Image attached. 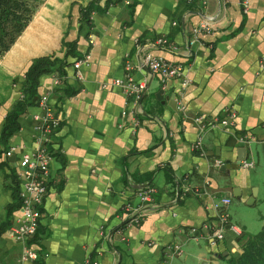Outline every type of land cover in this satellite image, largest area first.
<instances>
[{
    "label": "crops",
    "instance_id": "0c3cea01",
    "mask_svg": "<svg viewBox=\"0 0 264 264\" xmlns=\"http://www.w3.org/2000/svg\"><path fill=\"white\" fill-rule=\"evenodd\" d=\"M88 1L43 0L0 56V264H19L21 245L8 231L20 216L16 164L35 148L32 115L43 94L59 110L60 125L34 237L39 264H158L169 243L180 245L171 264L194 258L228 264L241 252V236L251 235L250 223L261 225L264 217L257 212L255 223L248 217V208L264 206V0H122L91 11L86 22L81 7ZM202 18L213 30L188 47ZM159 36L174 47L156 43ZM148 52L185 65L190 84L181 95L179 79L162 80L143 64ZM43 55L63 61V74L43 72L36 99L21 109L25 70ZM128 72L142 93L150 83L139 109L112 84ZM15 110L17 128L4 139L6 117ZM230 110L229 124L204 134L203 153L192 150L198 131L192 116L222 118ZM239 152L253 166H216L215 159L234 163ZM145 184L155 189L153 201L134 213L139 223L121 226L125 203ZM221 196L231 198L223 210L240 234L227 229L211 243L212 204Z\"/></svg>",
    "mask_w": 264,
    "mask_h": 264
},
{
    "label": "built area",
    "instance_id": "2783aa9c",
    "mask_svg": "<svg viewBox=\"0 0 264 264\" xmlns=\"http://www.w3.org/2000/svg\"><path fill=\"white\" fill-rule=\"evenodd\" d=\"M205 2L206 0H200ZM226 1V0H224ZM173 23H176L174 21ZM213 30L211 22L202 18L191 28V38L185 40L189 47L190 43L202 33H211ZM156 43L174 47L165 36L156 38ZM88 54L84 57L78 58L73 65L79 67L82 61H85ZM143 64L152 72L157 74L162 80L166 78L179 79L178 94L181 95L183 91L190 84V79L185 72V65L180 61H171L159 54L146 53L142 59ZM126 68L130 70L132 65L126 62ZM58 80L55 81L57 83ZM113 85H117L129 96L132 97L133 104L140 107L142 97L143 85L136 82L130 72L124 78H116L112 81ZM38 106L40 112L32 115L34 142L35 148L30 152H22L16 164V174L19 186V199H20V216L17 217L15 222L9 227V234L21 245V252L19 256V264H33L34 261L39 259L40 252L34 242V237L38 229L39 220L41 217V205L48 190L50 173L49 164L53 157L54 148V135L60 125V112L54 106L48 97V94H43L38 98ZM139 107V108H138ZM176 108L180 113H185V106L182 102L177 101ZM124 113V112H123ZM235 116L234 111L227 112L222 118L205 119L201 115H193L192 120L197 126V135L192 143V150L203 153V136L204 134L215 128L217 125L229 124ZM241 141H247V137L239 136ZM14 147L10 146L5 152V156H12ZM216 166H220L222 161L215 159ZM241 165L245 167L253 166L252 162L243 160ZM134 200L128 201L124 205L125 221L128 223H139L140 215L134 214L138 210L144 208L147 204L153 201L154 187L150 184L133 190ZM198 192V190H195ZM231 202L228 196H221L213 201L212 208L216 211V225L209 235L211 243L222 240L225 230L232 231L235 235L240 234L237 226L229 223L228 217L223 209H225ZM127 223V224H128ZM188 236H195V229L188 232ZM180 245L176 243H169L163 249V255L158 264H171V259L179 252ZM84 264H99L96 260L86 259Z\"/></svg>",
    "mask_w": 264,
    "mask_h": 264
},
{
    "label": "trees",
    "instance_id": "16d2710c",
    "mask_svg": "<svg viewBox=\"0 0 264 264\" xmlns=\"http://www.w3.org/2000/svg\"><path fill=\"white\" fill-rule=\"evenodd\" d=\"M120 1L122 0H104V4L101 5L98 0H89L87 4L81 7V19L87 22L91 11H103L110 3ZM42 2L43 0H0V56L16 40ZM58 62L59 65L57 66ZM62 62L48 55L32 59L25 70L22 90L24 99L19 106L21 109L32 104L36 99L38 77L43 72L58 70L59 74H63L61 71ZM17 113L15 110L6 117L2 128L4 139H7L16 130ZM15 197L18 198L17 206H19L20 199L17 189L15 190ZM262 221L261 228L256 233L241 236V252L232 255L227 261L228 264H264V217ZM127 223L128 221H123L121 226ZM39 261L37 259L33 264H39Z\"/></svg>",
    "mask_w": 264,
    "mask_h": 264
},
{
    "label": "water",
    "instance_id": "95a60500",
    "mask_svg": "<svg viewBox=\"0 0 264 264\" xmlns=\"http://www.w3.org/2000/svg\"><path fill=\"white\" fill-rule=\"evenodd\" d=\"M149 86H150V83H148L147 87L144 89L141 98H143V96L147 92ZM162 92H163V89H159L156 92V96L158 97V94H161ZM242 150H243V153L245 155V148L243 147ZM244 155L243 156L240 155V152H239V154L237 155V159H236V161L234 163H230L229 161H225L219 166L220 170L224 171V170L230 169V168L238 169L240 164H241V162L244 160ZM146 185H148V184H145L144 186H146ZM144 186H142V187H144ZM236 190L238 191V189L234 188V195L235 196H237V193H238V192H236ZM201 264H207V262L206 261H202Z\"/></svg>",
    "mask_w": 264,
    "mask_h": 264
},
{
    "label": "rangeland",
    "instance_id": "374dc122",
    "mask_svg": "<svg viewBox=\"0 0 264 264\" xmlns=\"http://www.w3.org/2000/svg\"><path fill=\"white\" fill-rule=\"evenodd\" d=\"M248 209H249V211H253V214L252 213L248 214L250 222H252L251 219L254 220V223H255V221H257V215H256L257 212L264 215V206H262L260 208H248ZM250 224L251 225L248 229V232H250L251 234L256 233L261 228V225H262V224L261 225L260 224L252 225V223H250ZM202 243H204V241H202ZM201 263H202V261H199L198 259L194 258V259H187L185 262L179 263V264H201Z\"/></svg>",
    "mask_w": 264,
    "mask_h": 264
}]
</instances>
